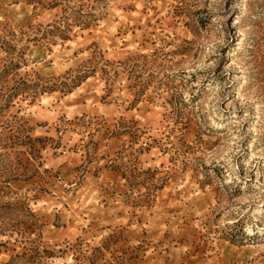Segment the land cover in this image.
I'll return each instance as SVG.
<instances>
[{"label":"rangeland","instance_id":"374dc122","mask_svg":"<svg viewBox=\"0 0 264 264\" xmlns=\"http://www.w3.org/2000/svg\"><path fill=\"white\" fill-rule=\"evenodd\" d=\"M0 264H264V0H0Z\"/></svg>","mask_w":264,"mask_h":264},{"label":"crops","instance_id":"0c3cea01","mask_svg":"<svg viewBox=\"0 0 264 264\" xmlns=\"http://www.w3.org/2000/svg\"><path fill=\"white\" fill-rule=\"evenodd\" d=\"M70 161V160H69ZM56 165V164H55ZM88 174V173H87ZM89 176H90V173H89ZM86 177L85 178V180H83V185H81L80 187L82 188V187H85V188H87L88 186H94V187H98L99 186V182H97V179H95V181L94 182H92L91 180H89V181H87L88 179H90V177ZM108 182V180H105V183H107ZM108 183H110V182H108ZM116 182H115V187H116ZM110 202H113L112 200L110 201ZM111 204V203H110ZM110 216V215H109Z\"/></svg>","mask_w":264,"mask_h":264}]
</instances>
